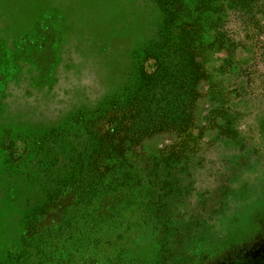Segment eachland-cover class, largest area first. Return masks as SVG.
I'll return each mask as SVG.
<instances>
[{
	"label": "rangeland",
	"instance_id": "rangeland-1",
	"mask_svg": "<svg viewBox=\"0 0 264 264\" xmlns=\"http://www.w3.org/2000/svg\"><path fill=\"white\" fill-rule=\"evenodd\" d=\"M0 264H264V0H0Z\"/></svg>",
	"mask_w": 264,
	"mask_h": 264
},
{
	"label": "trees",
	"instance_id": "trees-1",
	"mask_svg": "<svg viewBox=\"0 0 264 264\" xmlns=\"http://www.w3.org/2000/svg\"><path fill=\"white\" fill-rule=\"evenodd\" d=\"M198 40L199 41L196 42L195 40L191 41L190 39H187L183 43V46L180 45V43H178V48H179V46L182 47V50H184V52L187 53V55H188L187 56V59H188L187 64L191 68L195 67V66H197V67L199 66V68H200V65L202 64L200 61H196V59H198V60L200 59L201 60V54L203 52L202 50H204V48H202L203 45H202V43L200 41V38ZM168 69H169V66L167 64V61L159 60V69L157 70L158 73L159 72L164 73V76H166V74L169 72V71H166ZM152 77H153L152 75H147V77L145 78V81L147 80L148 81L147 83L152 84L151 83L152 82V80H151ZM185 112H186V110H185V108H183L181 110V114L183 115V114H185ZM181 121L182 122L185 121V117H182ZM162 202H164V200H162Z\"/></svg>",
	"mask_w": 264,
	"mask_h": 264
}]
</instances>
